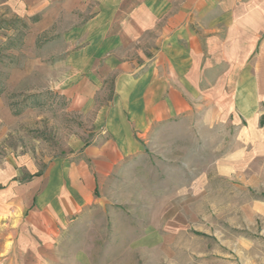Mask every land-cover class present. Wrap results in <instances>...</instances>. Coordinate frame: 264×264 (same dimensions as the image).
<instances>
[{"label":"rangeland","instance_id":"rangeland-1","mask_svg":"<svg viewBox=\"0 0 264 264\" xmlns=\"http://www.w3.org/2000/svg\"><path fill=\"white\" fill-rule=\"evenodd\" d=\"M35 3L0 0V95L16 115L0 143L7 167L0 264H264V99L256 125L235 113H215L212 125L202 116L181 125H128L137 148L101 161L97 107L69 111L45 82L57 69V49L48 45L56 25L31 34L43 21ZM214 4L230 14L216 19L246 26L259 19L264 31V0ZM90 88L107 92L95 101L112 100L113 83ZM55 161L70 170L62 226L39 208ZM36 180L34 202L25 205ZM45 215L49 225L37 227Z\"/></svg>","mask_w":264,"mask_h":264},{"label":"crops","instance_id":"crops-1","mask_svg":"<svg viewBox=\"0 0 264 264\" xmlns=\"http://www.w3.org/2000/svg\"><path fill=\"white\" fill-rule=\"evenodd\" d=\"M223 1L36 0L43 21L31 34L56 25L48 45L57 49L53 58L61 59L55 60L57 69L51 68L45 82L69 101V111L85 114L97 107L95 125L101 132L95 154L101 161L137 148L128 125H181L201 116L205 125H212L215 113L241 115L250 125L259 122L264 99L262 24L259 19L249 26L216 19L230 17L215 9L214 3ZM215 67H222L221 72L215 73ZM103 82L113 83L112 100L97 102L107 92L90 86ZM15 116L1 94L0 143H5L7 128L15 126ZM6 171L3 158L0 178H6ZM69 176L65 162L55 161L39 196V208L50 210L61 226L70 209L65 186ZM38 184L36 180L27 188L25 205L34 202ZM3 194L0 216L6 208ZM45 216L37 227L49 225Z\"/></svg>","mask_w":264,"mask_h":264}]
</instances>
